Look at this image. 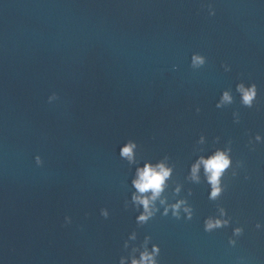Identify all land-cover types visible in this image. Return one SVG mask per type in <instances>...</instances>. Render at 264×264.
I'll return each mask as SVG.
<instances>
[{
  "label": "clouds",
  "instance_id": "obj_1",
  "mask_svg": "<svg viewBox=\"0 0 264 264\" xmlns=\"http://www.w3.org/2000/svg\"><path fill=\"white\" fill-rule=\"evenodd\" d=\"M205 63L204 58L199 55H195L192 58V66L199 67ZM237 90L242 93V102L244 105L251 107L252 101L256 96V86L253 84L250 88H245L243 84L237 86ZM232 97L229 95L227 91L223 93L222 101L223 102H231ZM220 107V104L217 105ZM259 139V137H257ZM136 147L135 143L129 141L124 147H122L120 151V155L126 158L130 163L134 162V148ZM38 162H39V158ZM203 164L205 173L207 175L208 182L212 186L211 198L215 199L220 194V178L224 171L230 165V159L225 152L217 151L214 156L204 159L200 158L193 166H192V176L193 180H198V171L200 165ZM171 170L164 166V164H158L156 166H152L151 164H145L143 168L137 169L136 178L132 181L133 186L137 190V193L134 194L132 199L135 203L143 206L144 212L138 217L139 222H146L150 216L153 214L152 205L153 202L160 196L163 191L165 181L170 176ZM151 193V196L145 195L146 193ZM183 201L173 205L174 214H177L175 210H178L180 204ZM189 211L188 209H185ZM167 211V210H166ZM223 214V210H221ZM107 215V213H104ZM227 223V221L221 220H212L209 219L206 221V229L211 230L216 227L222 226V224ZM237 232L240 229L236 230ZM158 252V249L154 246L153 251L149 253L145 250L141 253L140 259H133L131 264H155L154 254ZM123 264V261H121Z\"/></svg>",
  "mask_w": 264,
  "mask_h": 264
}]
</instances>
